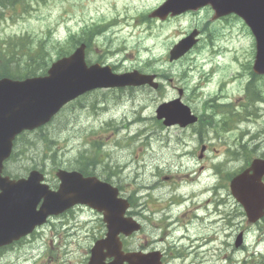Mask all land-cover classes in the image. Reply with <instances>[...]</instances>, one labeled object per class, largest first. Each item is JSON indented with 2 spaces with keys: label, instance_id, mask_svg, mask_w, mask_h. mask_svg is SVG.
I'll return each instance as SVG.
<instances>
[{
  "label": "rangeland",
  "instance_id": "374dc122",
  "mask_svg": "<svg viewBox=\"0 0 264 264\" xmlns=\"http://www.w3.org/2000/svg\"><path fill=\"white\" fill-rule=\"evenodd\" d=\"M153 4H156L154 0H27L26 4H16L14 9H9L0 16V54L1 49L14 46V42L23 44L22 52L19 51L21 56L23 52L37 50L39 44H43L44 50L48 52L47 60L55 61L62 53L61 47L67 48L70 35L78 36L85 27L94 29L97 24L107 23L108 29L101 32L97 30L98 36L93 38L88 48L89 62L110 65L118 73L139 70L156 74L160 79L158 82L161 83L164 79L160 73L165 72L173 77L172 82L166 80L169 86L158 92L147 88L92 91L81 100L65 107L44 131H33L19 138L16 148L17 151H24V154L10 160L7 170L14 175L22 173L29 160L36 157L35 163L44 165L48 172L50 159L55 153L57 160L60 133L66 134L70 131V136L78 141L84 136L91 142L99 140L104 144L99 149L103 164L108 163L110 172L115 174L109 178L126 196L133 194L139 185L147 186L143 187V190H146L156 183L159 189L156 192L152 190L149 195L160 198L159 202L168 208L169 201L179 200L184 203V199L192 195H195L192 196L195 202L209 204L203 212L209 215V221L199 223L192 211L185 217L181 213L183 211H180L179 218L183 219L184 225L179 221L176 223L174 217L166 219V232L184 236L178 244L180 249L176 250L179 258L170 260L169 264H264V219L259 226H251L245 222L242 227L243 247L235 248L237 225L242 221L239 216L241 209L231 198L226 197V192L229 191L226 176L245 168L246 159L251 162L253 158L264 155V108L261 110V103L258 104L257 117L245 119L241 123H232L230 136H225L219 129H208L206 134L200 136L195 133L193 127L163 128L162 123L155 119L159 105L175 97L177 89L181 88L186 90L183 103L189 105L198 116L205 114L208 118L211 115L212 119L217 121L236 113L239 118L244 114L241 112V99L245 96V86L250 79L252 81V77L250 74L245 77L244 89L243 86L238 90L232 88V85L227 87L232 93L231 104L227 106L230 108L224 113L220 112L222 114L217 116L218 119L209 105L218 99L207 103L203 111L206 99L199 98L200 91L193 89V86L200 88L202 84L180 79L178 74L185 67L184 60L174 64L168 62L171 47L188 34L186 32L189 28H194L193 19L187 18L177 23V20L167 23L148 19L137 21L139 13L150 12ZM198 18L208 23V26L215 23L210 19L211 14L207 16L205 11L199 12L195 18L196 23L200 24V20H196ZM216 23L204 38L212 37L215 44L225 48L226 52L221 58L234 63L232 65L227 61L232 71L228 75L232 76L236 72V65L240 66V69L247 68L245 71L249 72L248 66L252 65L254 56L252 37L240 22L228 19ZM9 50L14 51V56L19 55L16 50ZM207 55L205 51L204 56ZM255 83L253 81L254 89ZM206 87H211V84ZM257 87L264 98V80H259ZM189 90L196 95L190 94ZM123 118L128 120L129 128L124 126L126 124ZM110 121H114V129L105 125ZM205 144L208 146V150L203 151L206 157H198L202 145ZM46 145L50 147L47 150ZM243 150L250 152L242 156ZM184 153L186 156L183 161L180 156ZM114 163L122 167L123 175L117 174L119 172L114 170ZM130 171L133 173L127 174ZM190 177L194 178L192 187L186 186ZM145 194H148V190ZM179 208L171 206L172 210ZM199 214L198 212L196 217ZM85 220L86 218L80 219L82 223ZM172 225L176 227L173 232L170 229ZM81 227L82 225L79 226ZM53 230L51 227L44 229L43 238L46 242L47 236ZM144 234L150 239L153 226L147 227ZM83 235L87 238L86 232L80 233V236ZM134 236L139 238L138 234ZM84 237L77 243L63 241L59 251L53 249L54 255L63 258L56 264H83L87 252ZM136 238L132 239L135 244L146 246L147 243L143 239L136 243ZM54 241L58 243L57 239ZM157 241L158 239H154L152 243L158 250L166 248V244ZM205 242L211 244H207L209 250L202 247L200 249L199 244ZM40 246L41 242L37 240L14 251L5 252L0 255V264H17V261L24 260H27L28 264H51L44 258L41 260Z\"/></svg>",
  "mask_w": 264,
  "mask_h": 264
},
{
  "label": "water",
  "instance_id": "95a60500",
  "mask_svg": "<svg viewBox=\"0 0 264 264\" xmlns=\"http://www.w3.org/2000/svg\"><path fill=\"white\" fill-rule=\"evenodd\" d=\"M206 4L212 6L216 17L234 13L245 22L256 42L252 69L255 74L263 75L264 0H167L151 16L164 19L169 12L176 15ZM190 37L173 47L170 61L182 56L192 46L194 41L189 40ZM152 79V76L141 75L136 71L113 74L109 67H100L98 64L87 66L84 61V45H80L70 56L53 63L44 76L21 81L0 79V172L2 161L11 151L13 139L22 131H30L47 123L68 101L97 88L145 84L155 88L156 84L152 83ZM159 113L157 117L163 116L167 126L175 123L185 126L190 122L188 109L179 102H174L169 108L162 106ZM250 171L251 174L246 171L233 178L230 189L235 199L243 206L249 222L254 223L264 214V186L260 181L264 174V161H254ZM58 178L61 181L60 188L58 192L51 193L45 185L40 184L42 177L36 171L30 172L27 178L18 180L0 176V245L10 243L31 231L34 225L43 223L49 214L63 211L73 203L72 197L80 201L77 186L69 181L72 178L64 173H59ZM98 194L99 191L96 195ZM44 197L39 211L35 212L34 208ZM83 197L84 200L81 201L92 203L93 195H89L88 191ZM121 207L113 212L114 220L110 214L106 217L108 237L111 240V235L120 231L129 235L137 229L130 220L122 218L126 206ZM148 257L139 256L137 264L151 263L147 261ZM122 259L134 264L128 257ZM117 263L118 261L114 260L110 264ZM89 264H102L96 250L93 251Z\"/></svg>",
  "mask_w": 264,
  "mask_h": 264
},
{
  "label": "trees",
  "instance_id": "16d2710c",
  "mask_svg": "<svg viewBox=\"0 0 264 264\" xmlns=\"http://www.w3.org/2000/svg\"><path fill=\"white\" fill-rule=\"evenodd\" d=\"M23 2L27 3V0H0V16L3 15V7H8L9 9H14L16 4H21ZM98 32L94 29H89L85 27L78 36L70 35L68 39V46L65 49L61 47L62 53L60 56L66 55L73 47L79 43H85V45L90 47L95 33ZM60 41H57L59 43ZM64 43V42H62ZM21 51L23 50V44L14 42V46H5V49H1L0 54V78L8 77L11 79H23L25 77H33L37 75H42L46 72L51 60H47L48 52L44 50V45L39 44L37 50H27L19 52L18 56H14V51L9 49ZM262 99V98H261ZM17 155V154H16Z\"/></svg>",
  "mask_w": 264,
  "mask_h": 264
},
{
  "label": "flooded vegetation",
  "instance_id": "af4514ba",
  "mask_svg": "<svg viewBox=\"0 0 264 264\" xmlns=\"http://www.w3.org/2000/svg\"><path fill=\"white\" fill-rule=\"evenodd\" d=\"M155 1V5L153 4L152 6H151V11L152 10H154V8H156V7H158L162 2H164L165 0H154ZM204 8H207L210 12H211V9H210V7L208 8V7H204ZM168 20V19H167ZM154 22H159L158 20H154ZM124 126H129V124H127L126 123V125H124ZM185 156H186V154H185ZM100 172H102V173H104L105 172V170H103V169H101L100 170ZM132 171H130V173H131ZM133 173V172H132ZM192 181H191V183L193 182V178L191 179ZM190 183V184H191ZM136 234V233H135ZM133 235L130 237V238H127V239H125L124 241H123V243H122V251H123V253H134V252H139V251H144L143 253H150V252H152V251H154V248H147V245L146 246H142V245H137V244H135V242L132 240L133 238H136L135 236L133 237ZM140 239H143L142 237H141V235H139V238H136V241H139ZM97 240V239H96ZM95 240V241H96ZM127 240H129V241H127ZM94 241V242H95ZM125 241H127L126 243H125ZM90 250V249H89ZM89 250H88V253H89ZM158 251H160V250H158ZM163 255V254H162ZM164 256V255H163ZM52 260H54V258H52ZM161 262L163 263V264H166L165 263V260H162L161 259Z\"/></svg>",
  "mask_w": 264,
  "mask_h": 264
},
{
  "label": "bare ground",
  "instance_id": "6f19581e",
  "mask_svg": "<svg viewBox=\"0 0 264 264\" xmlns=\"http://www.w3.org/2000/svg\"><path fill=\"white\" fill-rule=\"evenodd\" d=\"M209 23H211V22H209ZM199 25H201V24H199ZM209 32H210V31H209ZM209 32H208V33H209ZM208 33H207V34H208ZM209 35H210V34H209ZM185 153H186V152H185ZM185 153L182 154V155L180 156L181 160H183V161H184V159H185V158H184V157H185ZM253 153H254V152H253ZM180 154H181V153H180ZM150 157H151V156H150ZM182 165H183V164H182ZM127 174H132V172H131V173H127ZM138 174H139V173H138ZM130 178H131V177H130ZM191 179H192V178H189V183H188V184L191 183V181H192ZM130 182H131V181H130ZM205 204H206V203H205ZM206 215H207V214H206ZM212 217H213V216H212ZM210 219H211V218H210ZM204 220H205V217L202 218V221H204ZM208 221H209V220H208ZM202 225H203V224H202ZM204 226H205V225H204ZM206 227H207V226H206ZM206 227H205V228H206ZM213 227H214V226H213ZM214 228H215V227H214ZM207 232H208V231H207ZM220 239H221V238H220ZM217 240H218V239H217ZM215 242H216V241H215ZM217 243H218V242H217ZM213 244L216 245V243H213ZM208 245H209V244H208ZM210 245H211V244H210ZM210 245H209V246H210ZM199 246L202 247V249H205V248L207 249V247H208V246H207V242H206V243H201ZM208 248H209V247H208ZM206 249H205V250H206ZM203 252H204V251H203ZM180 256H181V255H180ZM205 260H206V259H205Z\"/></svg>",
  "mask_w": 264,
  "mask_h": 264
}]
</instances>
